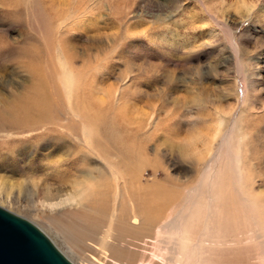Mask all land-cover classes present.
<instances>
[{
  "label": "rangeland",
  "instance_id": "obj_1",
  "mask_svg": "<svg viewBox=\"0 0 264 264\" xmlns=\"http://www.w3.org/2000/svg\"><path fill=\"white\" fill-rule=\"evenodd\" d=\"M18 96L41 109L24 128L0 102V207L73 264H264V0H0V100ZM149 187L162 220L112 231L120 252L63 242L87 201Z\"/></svg>",
  "mask_w": 264,
  "mask_h": 264
},
{
  "label": "bare ground",
  "instance_id": "obj_2",
  "mask_svg": "<svg viewBox=\"0 0 264 264\" xmlns=\"http://www.w3.org/2000/svg\"><path fill=\"white\" fill-rule=\"evenodd\" d=\"M249 12L250 9L248 8L246 9L245 14H248ZM0 102H2L3 104L2 112L8 116L10 122L12 124H19L24 128L30 127L35 123L34 120L35 116H39L37 114L41 109L40 104L38 105V104H34L33 102H28L27 100L24 99V96H18L13 100H9L8 102H3L0 100ZM197 140L198 139L196 138L188 140L184 144L180 145V149L182 151L191 150L194 147V144L197 142ZM86 141L87 138L86 135H84V142ZM149 188L147 189L144 188V190L139 191L138 193L133 191L134 194L131 199V202L127 206L125 205L126 207L125 208L123 207L124 209L120 208L118 211H116L113 208V210L109 212L106 206V202L104 201L105 202L104 204L102 201L103 198L101 199V201L98 202L97 200L96 201L93 200L89 202L87 201L85 203V210L83 212H77L75 210L73 213L72 212L69 213V221L67 223L68 225L66 224V225L57 226V230L62 235L63 242L65 244H70L71 240L73 239H76L78 242H82L83 240H90L92 242L95 241L98 248H101L102 250L107 249L113 251V249L115 250L114 248L115 244L112 243L113 242L112 239H114L111 237L112 231L115 232L117 231L119 233L127 231V229H129L127 228L128 222H130L129 224L132 225V229H133L130 231L139 230L141 228L147 230L152 229L153 225H155V222L157 221L158 218L159 220L160 219L162 220V218H160V215L162 216V209L167 207L168 204H166V202H169L170 198L165 197V195L163 196V198L162 195L157 196L161 193L159 191L153 190L152 187ZM118 197H119L118 195H115L114 199H117ZM158 197H160L161 201L155 208H153L151 206L152 205L151 203L153 200H155V198ZM76 198L77 195L74 194L73 196L66 197L63 200L58 201L57 203H49L48 207H50V209H55V208L63 207L66 204L72 205L76 201ZM7 199H8L7 196H5L3 199L4 201L2 202L5 203L6 202L5 200ZM180 202L181 200L177 203V205ZM120 205H122V203H120ZM105 221H108L107 222L108 225L106 226V231L103 232V234H101L100 237H97L98 236L97 231L99 230V228H101V225ZM168 222L169 221L163 222L158 226V228L164 231V233L167 232L166 227ZM175 225L176 223L174 221L173 226L175 227ZM161 233L163 234V232ZM121 246L122 245L118 244L115 247L121 248ZM115 251L120 252L118 251V249ZM117 252H113V253L117 254Z\"/></svg>",
  "mask_w": 264,
  "mask_h": 264
},
{
  "label": "water",
  "instance_id": "obj_3",
  "mask_svg": "<svg viewBox=\"0 0 264 264\" xmlns=\"http://www.w3.org/2000/svg\"><path fill=\"white\" fill-rule=\"evenodd\" d=\"M0 264H73L35 224L0 207Z\"/></svg>",
  "mask_w": 264,
  "mask_h": 264
}]
</instances>
